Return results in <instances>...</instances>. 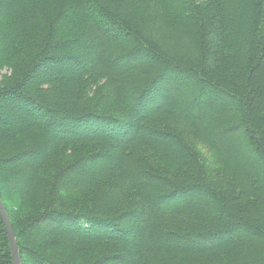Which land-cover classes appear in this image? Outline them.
Wrapping results in <instances>:
<instances>
[{
	"label": "trees",
	"instance_id": "trees-1",
	"mask_svg": "<svg viewBox=\"0 0 264 264\" xmlns=\"http://www.w3.org/2000/svg\"><path fill=\"white\" fill-rule=\"evenodd\" d=\"M42 1L0 0V74L11 69L0 82V196L22 257L29 250L25 240L35 244L39 239L55 238L64 240L59 244L62 250H34L30 253L35 256L34 264H108L114 259L126 264L125 256L132 264H168L175 254L185 255L181 264H264V0H50L54 6L45 8ZM98 42L106 48V56L84 65L82 52L94 55ZM113 55L123 61L121 66L110 61ZM148 56L153 60H146ZM65 65L76 66L75 71L39 77L40 70H61ZM44 84L49 87L43 88ZM100 84L110 88L115 100L129 103L139 116L174 92H182L184 99L189 95L190 105L203 110L212 106L206 117L196 120L183 116L178 105L146 115V120L150 126L166 120L193 131L214 149L227 174L241 184L242 194L233 198L197 182L198 163L186 158L178 160L187 169L180 180L151 172L143 148L177 160L179 154L192 155L188 144L170 130L147 134L149 129L144 128L146 134L132 137L133 129L139 127L132 111L116 117L87 103L85 94L89 96V89ZM127 95L129 100L124 98ZM218 101L222 103L216 106ZM17 105L30 115L45 117L58 138L52 141L47 127L24 118L11 124L9 117L17 114ZM159 133L174 139L181 151L151 140ZM26 134L25 140L19 138ZM130 136L128 144L121 142ZM16 138L19 151L5 154L10 146L4 142ZM40 140L49 142V151L41 145L28 146ZM87 143H102L106 148L62 161L66 163L62 170L55 169L59 162L53 158L60 152ZM114 151L119 160H102ZM26 156L33 161L29 168L22 164ZM86 160L92 166L80 168ZM50 162L54 176L47 168ZM16 175L27 179L19 182ZM107 183L120 184L124 190L97 195ZM201 185L207 194L214 193L215 200L224 202L219 210L197 202L172 206L182 199L174 197L176 193L194 192V196ZM161 186L164 190L155 192ZM63 189H89L96 193L95 200L90 198L94 205L65 206ZM7 190L40 201L44 213L18 225L5 199ZM131 190L140 196L141 207L109 208L110 198L114 201L121 195L126 200V191ZM158 200L165 208L150 209L152 220L146 225L152 234L146 232L137 246L128 244L125 238L134 241L145 223L133 219ZM196 219L203 225L225 219L231 222L202 230ZM42 221L63 229L41 230ZM244 225L251 231L244 238L210 239L232 227L236 234ZM166 234L180 240L174 246L183 247L157 242ZM184 239L189 244H183ZM205 240L215 245L194 247ZM96 242H112L118 252L111 259L102 252L96 260L83 253ZM0 264H13L1 215Z\"/></svg>",
	"mask_w": 264,
	"mask_h": 264
},
{
	"label": "rangeland",
	"instance_id": "rangeland-1",
	"mask_svg": "<svg viewBox=\"0 0 264 264\" xmlns=\"http://www.w3.org/2000/svg\"><path fill=\"white\" fill-rule=\"evenodd\" d=\"M48 1L51 2L48 4ZM44 8L47 6H54L53 1L50 0H43L40 3ZM48 4V5H47ZM52 4V5H51ZM2 46V43L0 42V47ZM78 46L80 48H82V44H78ZM3 47V46H2ZM85 48V47H83ZM130 48V46L128 47ZM93 50H97L95 52L94 55H88L85 52L83 54V62L84 65L85 64H90L93 63L94 61H97L98 59H101L102 57L106 56V48L102 47V43L98 42L97 44V48L93 49ZM148 51V50H147ZM149 52V51H148ZM150 53V52H149ZM111 56L110 57V61H112L114 64H119L118 66H121V64H123V61H119L117 60V57ZM146 60H153L152 57L148 56L146 57ZM158 61V60H157ZM81 66L83 67V64L81 63L79 65V67L81 68ZM75 67L73 65H65V67L61 68V70H57V68L55 69H43L39 71V77H47L49 76L50 73H54V74H66V75H71L72 72L75 71ZM77 67V68H79ZM54 70H56L57 72H55ZM11 69L10 68H6L5 70H3V72L0 74V82L2 81L3 77L7 76L10 74ZM3 75V76H2ZM50 84V83H49ZM49 84H44L42 85V87L44 88V86H48ZM203 84V83H202ZM101 86V87H100ZM41 87V89H42ZM96 87V88H94ZM91 89L87 90L89 91V96L85 94V98L88 104L90 105H97L100 106V113H106L108 115L111 116H116V117H126L129 114V110L132 111L134 113L133 117L136 116L137 120H138V124L139 127H135L133 129V134L131 135L132 137L135 136H140L141 134H146V131L144 128H148L151 131H147L149 133L153 132H169L172 131L174 134L178 135L179 134L182 136V138L186 141V143L188 144L192 155L188 154L187 156L183 154V156L181 154L177 155V157L179 159L174 160L173 158H167L166 156H162L160 154H157L156 152L147 149V148H143L142 153L144 154L145 158H147L148 163L147 167L151 168L150 171L154 172L155 174H157L158 176H164L170 180H180L181 177H183L184 173L187 171V169L183 168V164L178 163V160H183L184 158H186L185 160H189V161H195V163H198L199 166V170H196L198 172V176H197V182H202L204 184H206V186H208V188H214V189H219V190H223L224 192H228L230 193L233 198H237V194H242V187L241 184H239L233 176H231L230 174L228 175L226 172V168L223 167V163L222 161H219V157L218 155L215 153L214 149L212 147H210L204 140H201L199 137L196 136V134L189 130L188 128H185L183 126H180L174 122H168V121H161V122H155V124H151L150 121L147 122V116H151L156 114V112L161 111L162 109H166L169 106H174V105H178L182 107V115L183 116H188L192 119H199L202 117H206V114L210 113V109H212V106L208 107L207 110H203L201 108V106L197 105V106H193L190 105V101L187 99H191L190 96L188 95V97H186L187 99L182 98L181 96H183L182 92L180 93H171L170 95H168L166 98H164V100H162L160 103H158L156 106H152L150 108H148L145 111V114L142 116H139L137 114V112H135L132 109V106L127 103V106L125 105V103H121L120 101H117L114 99V97L112 96L111 90L108 86L100 84L98 86H94ZM40 88V87H39ZM180 88V87H179ZM131 93L129 94V96L131 97ZM128 95L125 96V100L128 99L129 97ZM128 102V101H127ZM222 103V101H218L216 103L217 105H220ZM210 104V102H209ZM226 104V103H225ZM212 105V104H210ZM12 107V106H9ZM16 108V107H15ZM18 108V112L16 115L9 117V121L11 122V124H13L15 121L17 120H23V118L25 119V121H30V122H34L36 124L45 126L48 128V132L52 141H54V138H58V136L51 130V127L47 124V119L45 117H43L42 115H39L37 113H35L34 115H30L27 112H25L23 109ZM14 109V108H13ZM181 112V110H180ZM147 115V116H146ZM13 121V122H12ZM145 121V125H142L143 122ZM152 132V133H153ZM28 134L23 135L19 138H22L23 140H25ZM130 136V137H131ZM64 137H68V135H64ZM132 137L129 139H120L119 137H117L118 139L121 140V142L123 144H128L130 142V140H132ZM18 138L16 139H10V141L4 142V144H8L10 147L4 151L5 154L6 153H14L19 151L20 147L17 146L18 144L16 143V141ZM48 139V140H49ZM153 141L156 142H160L161 144L164 143H168V145H170L171 149L174 151H181L179 145L176 143V141L174 139H172L171 137H164L161 133L157 134L156 137H153V139H151ZM46 144V146H45ZM49 142L47 143L44 140H40L39 142H37V144H32L30 143V145L28 146H33V147H38V145L44 146L45 150H50V146H48ZM98 145H94V144H90L87 143L86 145L82 146H76L75 150H70L68 149L65 152H60L58 155V157L53 158L56 162H59V164H54V166L58 165V167H55L56 170H62V166L66 165V163H62V161L67 162V161H71L74 158L79 157L81 154H84L87 152V154H89L90 152L96 151V150H102L105 149L106 146L102 143H97ZM35 145V146H34ZM39 148V147H38ZM10 149V150H9ZM116 150V147H115ZM119 153L117 151H114L112 153H110L109 155L105 156L102 160L105 161L106 163H111V162H115L117 160H119ZM53 157V156H52ZM38 159V157L36 158ZM61 161V162H60ZM32 160H31V156H26L22 158V164H24L26 167L29 168V166L32 165ZM185 162V161H184ZM104 163V162H102ZM92 161H88L86 160L85 164H82V167L90 168L92 166ZM52 166L53 163L50 162L47 165V168L49 169L50 174H52ZM69 167V164H68ZM144 168V167H143ZM53 175V174H52ZM17 176V175H16ZM54 176V175H53ZM15 177V176H14ZM18 177V176H17ZM88 178V177H87ZM87 178L85 180H87ZM185 178V177H184ZM19 180L20 179H27V176H19L18 178H16ZM115 184V185H114ZM111 184V183H107V185L103 186L102 189L97 192V195H106L108 193L109 190H112L117 192V193H121V190H124V187H121L120 184ZM205 186V187H206ZM203 185H201L200 190H198L199 192H197L194 196H191L192 194H194V192L191 194L188 193V195L183 194V193H176V195H174V197H180L182 199H178L177 203L175 205L172 206H178V205H182V204H186V203H196L198 205H203V206H207V207H211L213 210H219L220 207L222 206V204H224V202L219 201V200H215L214 199V193L212 191H209V193L207 194L208 190H205L203 188H205ZM110 188V189H108ZM164 190V187L161 186V188H159L158 190H155V192H159ZM64 191V197H65V206L69 205H75V206H82V207H87V206H92L94 205L93 200H90V198H93L95 200L94 195L96 193H92L90 192L89 189H70V190H66L63 189ZM127 192V199L123 200L125 198V196H121L119 195V197L112 201V198H110L109 201V208H115L117 210L122 209V210H126V209H132V208H136V207H141V204L139 202L140 200V196L138 195L136 190H131V191H126ZM211 194V196H210ZM213 198V199H211ZM5 199L7 201L8 206L10 207L11 211H12V215L14 217V220L16 221V223L18 225H20V221H24L27 222L28 219H30V217L33 216V218H37L40 217V215H42L44 213V209H41V203L40 201H36V200H32V199H28L26 197H24L23 195L19 194V192H17V190H11L5 193ZM160 200V199H159ZM159 200L157 201V203H155L153 206H150L147 210L143 209L140 214H138L135 219H133V221L135 223H137V221L143 220L145 221V223L143 225L139 226L138 232H139V236L136 237V239L133 241L129 238H125L126 242L130 245L133 246H137L139 244L140 239L143 238V236L145 235L146 232H150L152 234V231L149 230L148 226L146 225L147 223H149L152 220V214L150 213V209H157L160 208L163 209L165 208L163 205V203L159 202ZM164 202V201H162ZM138 204V205H136ZM64 206V207H65ZM167 206L171 207L170 204H168ZM134 208V210H135ZM137 209V208H136ZM68 210H75L74 208H69ZM38 219V218H37ZM198 219L194 220L195 222H197ZM224 221V222H223ZM229 222H231L228 219L225 220H218V221H213L210 223H207L205 225H203L202 222H197L201 225V227H199L202 230L205 229H209V228H213L216 229L217 227L220 226H224L223 224H228ZM12 223V222H11ZM130 223H132V220H130ZM13 226V225H12ZM40 227L41 230L45 229V230H50V231H56L58 229H63L62 226L59 225H55L54 222H47V221H42V223L40 222ZM14 229V228H13ZM68 230H70L69 228H66ZM233 232V227L232 229H230L228 231V233H221L218 236L214 237L211 236L210 239L213 240V242L215 240H222V241H228L230 239H241L244 238L243 236L248 235V233H251V231H249L246 226H242V228H240V230H238V233L236 234H232ZM110 233V232H108ZM226 234V235H225ZM117 235V234H115ZM110 236V235H109ZM175 236H170V235H164L161 236L159 239H157V242H159L161 245L165 244L167 246H172V247H176V248H181L182 245L179 246H174L175 243H180V240L178 239H174ZM237 239V240H238ZM185 241L182 242L183 244H189L190 241L184 239ZM64 240H59V239H55V238H49V239H44V240H37L36 243L34 244L31 241L25 240L24 244L25 246L29 249L27 252V255L25 254L23 256V259L25 260V262L27 261L26 264H34V260H35V256H32L30 253H34L33 251L36 250L38 251V253H42V251L48 249L50 251H61V247L59 246V244L62 242L63 243ZM143 242V241H142ZM208 242H210L209 240H205L204 242H202V244H194V247L196 248H202V247H209L212 248L215 243L212 244H208ZM145 244H148L149 241H144ZM110 245H105V244H101L96 242L95 244H90V247H87L83 250V253L89 255V256H93V259H97L98 257H100L102 255V252L108 253V257H110L111 259V255L112 253H117L118 252V247L114 246L112 242L108 243ZM213 245V246H211ZM183 247V246H182ZM79 248V246H78ZM175 248V249H176ZM81 249V248H80ZM31 250V251H30ZM48 250H46L48 252ZM58 255V254H56ZM176 256V257H175ZM185 255L183 254H175L172 258V261L168 262V264H181V260ZM210 256V255H208ZM207 257V255H206ZM208 258V257H207ZM126 259V264H132V260L131 258H128L125 256ZM117 262H119L118 260L114 259L111 260V262H109L108 264H117ZM208 264H211V262H209Z\"/></svg>",
	"mask_w": 264,
	"mask_h": 264
},
{
	"label": "water",
	"instance_id": "water-1",
	"mask_svg": "<svg viewBox=\"0 0 264 264\" xmlns=\"http://www.w3.org/2000/svg\"><path fill=\"white\" fill-rule=\"evenodd\" d=\"M0 215H1V218L3 220L5 229L7 232L13 264H24L20 246L18 244V238L13 229L9 213L6 209V206L1 196H0Z\"/></svg>",
	"mask_w": 264,
	"mask_h": 264
}]
</instances>
